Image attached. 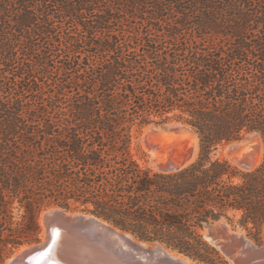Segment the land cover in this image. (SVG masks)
Returning a JSON list of instances; mask_svg holds the SVG:
<instances>
[{"label": "trees", "instance_id": "trees-1", "mask_svg": "<svg viewBox=\"0 0 264 264\" xmlns=\"http://www.w3.org/2000/svg\"><path fill=\"white\" fill-rule=\"evenodd\" d=\"M171 121L196 161L155 172L131 132ZM264 0H0V264L36 242L47 207L80 210L197 264H229L202 230L224 220L264 239Z\"/></svg>", "mask_w": 264, "mask_h": 264}, {"label": "water", "instance_id": "water-1", "mask_svg": "<svg viewBox=\"0 0 264 264\" xmlns=\"http://www.w3.org/2000/svg\"><path fill=\"white\" fill-rule=\"evenodd\" d=\"M246 148L248 151L244 154L240 152L239 157L250 163L258 146L249 142ZM55 208L57 211L44 216L42 238L29 250L35 264H185L166 254L154 258V254L163 248L187 258L163 243L155 242L154 248L149 250L146 241L136 240L130 233L120 231L92 214L71 213L59 207ZM109 233L115 234V240H110ZM120 244L125 245L129 249L128 252H131L129 262L112 259L106 255L95 259L94 251L100 250L103 253L113 249L122 256L129 255L121 249ZM235 247H239V250L233 257ZM223 253L230 259L234 258V264H264V244L260 247L233 241L223 248ZM141 257L147 259L143 260ZM16 260L15 254L6 264H15Z\"/></svg>", "mask_w": 264, "mask_h": 264}, {"label": "rangeland", "instance_id": "rangeland-1", "mask_svg": "<svg viewBox=\"0 0 264 264\" xmlns=\"http://www.w3.org/2000/svg\"><path fill=\"white\" fill-rule=\"evenodd\" d=\"M173 125V128L170 126ZM251 135H255L256 140L255 144H257L258 149L256 152L255 161L253 163L252 169L258 167L262 162L264 155V145L261 139V136L257 133H250ZM250 134L243 137L241 140L233 141L230 143L222 144L217 146V148L212 152L211 157L213 159H219L227 161L233 167H236L239 170H245L242 168L238 161L237 156L240 151L245 147V144L238 146L234 149H228L232 143L242 142V141H251L248 136ZM131 142L129 146V155L135 160L141 167L150 169L155 172H161L163 170L174 169L173 167L182 169L187 165L196 161L199 153V138L197 134L187 125L182 124L181 122L171 121L166 124H149L140 129H133L131 132ZM253 142V140L251 141ZM155 147L158 149V153L156 151L153 152L151 147ZM154 156V157H153ZM157 163L159 165H157ZM173 166V167H172ZM179 170V169H178ZM171 171V170H170ZM168 171V172H170ZM175 171V170H172ZM164 172V171H163ZM55 208V206L45 208L38 216V222L40 225V233L38 235V240L36 242L23 245L16 249L12 254L8 255V257L3 261L2 264H6L15 254H17L22 247L32 246L35 243H38L42 238V221L41 215L43 212L48 209ZM68 212H81L80 210H73ZM85 213V212H82ZM104 221V220H103ZM206 226L202 230V234L204 238L213 246H215L221 254L226 258L229 264H234L233 257L237 255V251L239 247H235L233 259L228 258L225 253H223V248L228 246L230 243L234 242H247L252 245L262 246L264 244V239L261 244H256L245 236V232L241 229L237 228L233 230L229 225L225 223L224 220L219 222H215L211 224L210 228ZM264 235V228H263ZM236 240V241H235ZM155 242L149 243L147 242V248L149 250L153 249L149 245L154 246ZM190 260V259H189ZM192 263L197 264L190 260Z\"/></svg>", "mask_w": 264, "mask_h": 264}, {"label": "bare ground", "instance_id": "bare-ground-1", "mask_svg": "<svg viewBox=\"0 0 264 264\" xmlns=\"http://www.w3.org/2000/svg\"><path fill=\"white\" fill-rule=\"evenodd\" d=\"M170 128H173V125H171L170 126ZM248 138L249 139H252L253 140V142H255V140H256V137H255V135H251L250 134V136H248ZM251 140V141H252ZM251 141H248V140H246V141H242V142H235V143H232L231 144V146L230 147H227L226 148V151L228 150V149H234V148H236V147H238V146H241L242 144H245V146L249 143V142H251ZM152 149L151 150H153V152L154 151H158V149H159V147H158V149L157 148H155L154 146L153 147H151ZM160 150V149H159ZM248 150H247V148L245 149V147L240 151L241 152V154H244V153H246ZM256 152L257 151H255V153L253 154V158H252V161L250 162V163H248L247 162V160H242L240 157H239V155L237 156V161H238V163H239V165L242 167V168H244L245 170H249V169H252V166H253V163H254V161H255V157H256ZM155 153V152H154ZM158 153V152H157ZM154 157V156H153ZM160 164V163H159ZM158 163H157V165H159ZM173 167V166H172ZM174 169H168V170H163V171H170V170H177V169H179V168H177V166L176 167H173ZM55 211H57V209L56 208H51V209H48L46 212H43L42 213V215H41V221H42V223H43V219H44V216L45 215H48V214H50V213H54ZM108 237L110 238V240H115V234H111V233H109L108 234ZM121 245V249L122 250H124V251H129V249L125 246V245H122V244H120ZM148 245L146 244V247H147ZM149 246H151V247H154L153 245H149ZM32 247H34V245H32V246H25V247H22L21 248V250L16 254L17 255V260H16V262H15V264H35V262H33V259H32V255L30 254V249L32 248ZM28 251H29V253H28ZM94 254L96 255L95 256V259L96 258H98L99 256H105L106 255V257H109V258H112V259H119L120 261H123V262H129L128 261V258H129V256L131 255V252H128L127 254H129V255H124V256H122L121 254H119V253H116L113 249L112 250H108V251H103V253H102V250H100L99 252L98 251H94ZM169 255L171 258H173V259H177V260H180L181 262H183V263H185V264H194V263H192L190 260H188L187 258H184L183 256H180V255H178V254H176V253H174V252H172L171 250H169V249H166V248H163L162 250H160V252H158V253H155L154 254V258H158V257H161V256H163V255ZM79 255V254H78ZM79 257V256H78ZM141 259H143V260H146L145 259V257H141Z\"/></svg>", "mask_w": 264, "mask_h": 264}]
</instances>
